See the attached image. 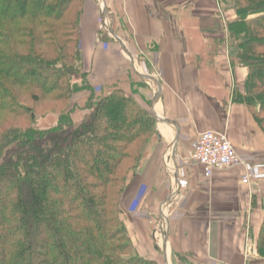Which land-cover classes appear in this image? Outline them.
<instances>
[{"label": "trees", "instance_id": "16d2710c", "mask_svg": "<svg viewBox=\"0 0 264 264\" xmlns=\"http://www.w3.org/2000/svg\"><path fill=\"white\" fill-rule=\"evenodd\" d=\"M218 2L236 12L228 36L250 69L238 98L260 107L264 129V0ZM84 7L0 0V264H157L133 254L121 208L157 118L123 89L96 95L85 70ZM87 90L89 111L76 122L68 107ZM22 98L55 103L57 124L37 128ZM26 115V126H12ZM257 249L264 257V220Z\"/></svg>", "mask_w": 264, "mask_h": 264}, {"label": "crops", "instance_id": "0c3cea01", "mask_svg": "<svg viewBox=\"0 0 264 264\" xmlns=\"http://www.w3.org/2000/svg\"><path fill=\"white\" fill-rule=\"evenodd\" d=\"M103 6L115 37L108 45L98 25ZM220 12L217 0H85L82 46L96 94L123 89L157 118L121 204L135 255L157 264H264V129L260 107L238 98L250 69L238 63L226 28L236 12ZM76 100L85 108L88 94ZM84 116L73 114L76 122ZM206 130L227 134L245 164L206 177L188 160ZM167 209L158 241L155 224Z\"/></svg>", "mask_w": 264, "mask_h": 264}, {"label": "built area", "instance_id": "2783aa9c", "mask_svg": "<svg viewBox=\"0 0 264 264\" xmlns=\"http://www.w3.org/2000/svg\"><path fill=\"white\" fill-rule=\"evenodd\" d=\"M104 11V6L102 7ZM100 29H110L109 15L103 14L100 19ZM165 155V164L169 170L171 167L172 156ZM188 160L198 163L204 167V174L211 178L215 171L225 170L245 164L244 158L238 153L236 147L227 136V134L215 130H206L200 132L196 144L191 151ZM252 176V170L244 175L243 182L249 183ZM165 214V211L163 212ZM167 224L165 223V227ZM164 229V222L161 220L157 223V229ZM157 233V231H156Z\"/></svg>", "mask_w": 264, "mask_h": 264}, {"label": "rangeland", "instance_id": "374dc122", "mask_svg": "<svg viewBox=\"0 0 264 264\" xmlns=\"http://www.w3.org/2000/svg\"><path fill=\"white\" fill-rule=\"evenodd\" d=\"M101 4H102V2H101ZM220 6H221V11L223 10V12H220L221 14L224 13V11H226V10H233L231 7H225V6H222L221 4H220ZM104 11H105V13H107V15H109V25L111 26V24H110V22L112 21L111 20L112 19L111 18V14L109 13V11L106 8H104ZM104 11H103V8H101V12H102L101 17L102 18H103ZM101 17L98 20L99 29H100V19H101ZM222 17L223 18L224 17L227 18L228 16H225V14H223ZM228 22H229V20L227 19V23ZM112 28H113V26H111V30H113ZM101 32H103V37L100 36V39L102 41H104L107 45L110 44V42H114L115 41V37L113 36V34L110 31V29H104V30H101ZM89 75H90V73L88 72V77H89ZM91 93H92L91 91L87 90V91H84L82 93L75 94L73 99H71V105L68 108L70 110L73 109L74 112H85V114H86L89 110L86 108V106H85V108L81 107L80 104H79V101H77L76 99L79 98V95H81V94H88V99H89L90 96H91ZM22 100L25 102L26 106L31 107L34 110V112L36 113L37 120H36V122H34L35 123L34 125L37 128L47 129V128H51V127H53V126H55L57 124L58 116H59V114L61 112V108L57 107V105L55 103H52V102L50 103L49 101H45V100H41V101L37 102V101H34L31 98H27V99L22 98ZM87 102H88V100L86 101V103ZM54 107H56V108H54ZM22 119H24L25 121L24 120L21 121V119H17V118H12L11 119L12 120V124H13L12 126H26L28 124L27 121H30V116L26 115L25 117H22ZM5 126L9 127L8 125H5ZM165 176H166V178L168 177L166 171H165ZM169 213H170V209H167L165 214L162 213L161 216L158 215L159 219H158L157 222H159L161 220L164 222V229H161V228H159V230L157 229V232L159 233L158 238H157L158 241H160V238H161L160 235L162 233H163L164 236H166V230L168 229V226H169V224H168L169 223ZM157 222H156V224H157ZM165 223L167 224L166 227H165ZM156 224H155V226H157ZM155 230H156V228H155ZM133 254L135 255V253H133Z\"/></svg>", "mask_w": 264, "mask_h": 264}]
</instances>
